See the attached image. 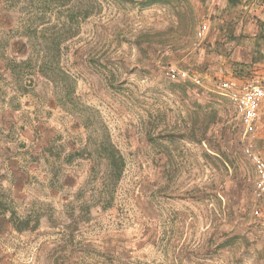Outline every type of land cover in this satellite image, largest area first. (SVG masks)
<instances>
[{"label": "rangeland", "instance_id": "rangeland-1", "mask_svg": "<svg viewBox=\"0 0 264 264\" xmlns=\"http://www.w3.org/2000/svg\"><path fill=\"white\" fill-rule=\"evenodd\" d=\"M262 5L0 0V199L35 225L17 231L0 210V264H264L250 137L217 87L264 86L235 47L247 12L264 52ZM253 147L264 159V131Z\"/></svg>", "mask_w": 264, "mask_h": 264}, {"label": "built area", "instance_id": "built-area-1", "mask_svg": "<svg viewBox=\"0 0 264 264\" xmlns=\"http://www.w3.org/2000/svg\"><path fill=\"white\" fill-rule=\"evenodd\" d=\"M207 28L206 23L200 25L196 32L197 37L203 38ZM165 73L172 81L200 83L196 71L169 65ZM217 87L218 93L228 98L234 115L243 128V135L250 137L244 145V152L254 167L253 193L256 198L264 197V159L253 147V139L258 130L264 131V86L258 80L238 82L232 78H223L218 82ZM254 213L258 214V210H254ZM262 224L264 226V220Z\"/></svg>", "mask_w": 264, "mask_h": 264}, {"label": "crops", "instance_id": "crops-1", "mask_svg": "<svg viewBox=\"0 0 264 264\" xmlns=\"http://www.w3.org/2000/svg\"><path fill=\"white\" fill-rule=\"evenodd\" d=\"M261 9L260 11H258V13L256 14L261 20H264V5L260 6ZM250 14L247 13V12H242L241 13V16L239 18L236 19V22L238 21L239 23H242L244 22L245 23V26L246 28L248 29V31H250L248 34L251 36L249 38H247L245 41L239 43V45L235 46L236 49L239 50V54L237 56V60H240L243 64H254V65H259L260 69L258 70V73L260 72L261 75H264V52L262 53V51H258L256 48H255V39L256 38H260V36L262 34L259 33L258 35V29H254V31H252V27L255 26V24H250L249 21H251V19L249 20L248 18L251 16H249ZM231 17H229V20ZM249 20V21H248ZM256 21V20H255ZM244 26V27H245ZM224 31H223V30ZM220 31V33L222 32V34L219 35V43H216L214 45V49H218V50H221L222 49V45L220 44V41H225L226 38H227V35L230 34V30H225L224 28H222ZM261 32V31H260ZM250 42V43H249ZM253 74V73H252ZM231 75V74H230ZM233 76V79H238V78H241L244 79L243 76H236V75H232ZM248 75H245V77H247ZM239 81H243V80H239ZM1 124V122H0ZM10 180H12L13 182V185H17L18 183H24L22 179H20L21 175L20 173L17 174V172H15L13 169L10 170L9 172H7Z\"/></svg>", "mask_w": 264, "mask_h": 264}, {"label": "trees", "instance_id": "trees-1", "mask_svg": "<svg viewBox=\"0 0 264 264\" xmlns=\"http://www.w3.org/2000/svg\"><path fill=\"white\" fill-rule=\"evenodd\" d=\"M228 1H232V0H228ZM142 2H144L145 4H153V3H168L169 0H142ZM216 114V113H215ZM215 114L213 116H215ZM110 148V147H108ZM121 160L120 155L115 154L114 150L112 148H110V153L108 155V157L106 158V164L108 167H114L117 171V174L120 172V167L117 164L118 161ZM0 210L4 212L8 211L9 216H8V222L12 221V223L14 224L15 228L17 231H22L25 229H30V228H34L35 225L30 226L29 221L28 220H20L19 217L17 216L16 212L14 210H9V207H7V205L4 203V201L2 199H0ZM16 221V223H15ZM18 222V223H17ZM16 224V225H15Z\"/></svg>", "mask_w": 264, "mask_h": 264}]
</instances>
